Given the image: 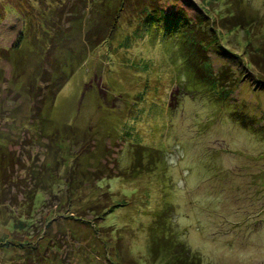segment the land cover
I'll return each instance as SVG.
<instances>
[{
	"label": "rangeland",
	"instance_id": "obj_1",
	"mask_svg": "<svg viewBox=\"0 0 264 264\" xmlns=\"http://www.w3.org/2000/svg\"><path fill=\"white\" fill-rule=\"evenodd\" d=\"M62 3L0 0V239L24 219L17 236L58 247L50 264H264V73L244 51L264 37V0L234 6L256 16L249 36L218 27L230 0H85L70 21ZM158 8L214 18L213 66L241 77L224 107L194 90L189 29ZM97 29L99 47L84 37ZM68 58L55 96L52 81L36 93ZM139 153L155 163L131 171Z\"/></svg>",
	"mask_w": 264,
	"mask_h": 264
},
{
	"label": "trees",
	"instance_id": "obj_2",
	"mask_svg": "<svg viewBox=\"0 0 264 264\" xmlns=\"http://www.w3.org/2000/svg\"><path fill=\"white\" fill-rule=\"evenodd\" d=\"M61 1H63L62 3L63 5L60 10L61 11L65 10V8L70 6L68 9L70 11L69 13H67L68 10H66L64 13L62 12V14L61 13L60 15L58 14L60 18H65L66 21L67 20L70 21L74 17L80 16L81 6L85 4V0H74V1L71 0L67 2L65 0H61ZM240 2L241 0H230L229 6H231L232 4V7H228V9L230 8V10L228 11V16L225 15L224 17L223 16L219 17L220 26L218 27L221 29L225 28L230 32L241 30L242 32L245 33V36H249L251 28L253 24L256 23L257 19L256 16L250 18L245 14H241L240 9L239 10L235 9V7H240ZM84 7L86 8V6ZM202 10L203 13H199L197 17L194 19L190 18L187 14L184 13H175L173 15H169L163 9H159V8L156 10V13L163 14L165 17H172L171 21H174L176 24H178L182 31L185 30L186 27H188L189 29L188 34L190 41H189V47L186 50L188 56L186 57L187 59L186 61L194 65L193 66V74H194L193 83L195 84L194 90L202 94L204 88H206L211 93L210 98L216 100L218 102V105L220 104L221 106L224 107L226 103L230 102L229 98L231 97L232 93L235 90L233 88L234 86L238 85V83L241 81V77L239 75H237L236 77L231 76L228 71H224V68L226 67H222L220 70L214 68L210 58L209 50L211 48H214L219 52L222 51L225 52V51L223 50V47L219 45L221 32L219 31V29H216L214 27L215 25L214 18L211 17V15H209L206 9L203 8ZM2 17H3V13L0 10V20ZM112 27H115V25H113L110 22L108 29ZM90 31L91 34L87 33L84 36L85 39H87V41L89 42H96V45L98 47L101 46L102 44L101 41L104 38H106L108 32L107 33L102 32V30L100 29H97L95 31L93 30ZM57 40L58 39L51 41V43L53 42V46L55 47L60 44L59 42H57ZM255 41L256 42H254V40H252V38L249 37L247 41H245V45L246 47L248 46V48L244 49V51L247 52L245 54L247 55L249 54L250 56L249 63L254 64L261 72L264 73V37L256 38ZM62 52H65V49ZM236 56L238 57V55ZM67 60L68 61L65 60V62L61 60L59 61L53 60V64L52 62L50 64V61H48L45 64L44 69L41 73V79L42 80L45 79V84L47 86L43 87V85H40V88L37 89L36 93L38 92L45 93L46 89L49 88L48 86L49 84H51L52 81V85L57 84V87L54 88V90H52L53 91L52 94H54L55 96L56 93L55 91L56 90L59 91L62 85L65 84L67 79L70 78V76H72L74 73L75 68L74 69L68 68L69 70L67 72H64L65 71L64 65L70 62L69 58ZM84 60H85V56L82 57V61ZM82 61L79 63V59H78V66H80ZM32 90L34 92L33 88ZM41 97L45 98V95H42ZM241 112L242 111L235 113L231 111L230 113L231 114L233 113V115L236 114L234 115L233 119L235 118L236 120L241 121V124H243L244 126L245 125L248 126L250 123L247 120H245V117L247 118L248 115L247 116L243 114L239 115V113ZM250 122H253V120L251 119ZM30 147L31 146L28 147V151L30 150ZM149 155L152 159L157 158V156L153 158L154 156L152 157L151 154ZM12 161L15 162L16 160L12 158ZM154 163L155 162L144 164L141 154L139 153L138 155L136 154L134 160L131 162L129 166L131 171L140 172L143 170V167L145 165L148 168H150V164H154ZM35 175L40 176L41 172L37 171ZM32 179L34 180V183L35 180L37 181V177H33ZM35 191L36 190H34V192H32L31 194L29 193L27 194L28 198L29 197L31 198L29 204L33 203L34 196L36 195ZM0 195H1V191H0ZM1 203L2 202H0V204ZM24 221H25L24 219H19L18 222L17 221L14 222L13 227L15 228L14 230L16 231V235L14 234L9 238L7 237L0 239V264H50L49 263V257L51 256L49 255L51 253L50 251L51 249H53L54 251L52 256L53 258L56 252L58 251V247L54 244L49 243L51 237L50 235L49 236L46 235L45 229H43L41 232V235L43 234V231L44 234L46 235L44 241L45 245L43 248H38V243L41 242L43 239V237L41 236H39L40 237L39 240L36 238L35 240L36 242H34L33 238L21 239L22 237L17 236L18 235L17 231L19 232V230L21 229L24 230L27 229V227H25L24 224L28 225V221L27 223H23ZM8 249L13 250L14 252H17L18 250L22 249L23 253H20L17 257L12 256L7 259L3 258L1 253H4L3 250H8ZM193 259L194 260H191L192 264H201L200 258L194 256Z\"/></svg>",
	"mask_w": 264,
	"mask_h": 264
}]
</instances>
